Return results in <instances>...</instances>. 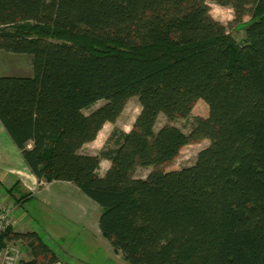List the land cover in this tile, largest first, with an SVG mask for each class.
<instances>
[{"label":"trees","instance_id":"trees-1","mask_svg":"<svg viewBox=\"0 0 264 264\" xmlns=\"http://www.w3.org/2000/svg\"><path fill=\"white\" fill-rule=\"evenodd\" d=\"M212 1L251 15L242 41L206 0H0V50L32 58L31 75H0V122L39 180L100 205L103 236L130 264H264V0ZM133 96L140 113L115 147L80 152ZM200 99L209 115L189 132L156 129ZM204 138L193 164L160 168ZM140 166L154 169L135 178ZM10 241L31 256L18 264L60 261L36 231L10 226L0 249Z\"/></svg>","mask_w":264,"mask_h":264},{"label":"rangeland","instance_id":"rangeland-1","mask_svg":"<svg viewBox=\"0 0 264 264\" xmlns=\"http://www.w3.org/2000/svg\"><path fill=\"white\" fill-rule=\"evenodd\" d=\"M206 3L210 6V13L213 18L224 24L228 31L238 40L242 41L245 37V27L247 21L250 20L251 15L246 13L241 19H237L233 8L223 6L215 3L212 0H206ZM32 70V58L27 55L13 54L0 50V75H18V74H29ZM105 103V100H99L92 109H95ZM90 110H86L89 112ZM141 105L137 96L131 97L123 109L121 115L116 119L115 122H107L97 138L86 144L82 148V153H91L94 155L100 154L102 149L115 147V141L111 139V135L114 131H129L131 130L136 117L139 115ZM209 115V107L207 103L200 99L195 104L191 111V114L187 118H179L177 120H169L164 114H160L156 129L169 123L180 127L183 131L189 132L195 117ZM210 144V140L207 138L192 142L184 146L175 158V160L169 164L160 166L163 170L179 169L183 166L193 164L198 156V153ZM110 163L106 158H101L100 169L101 173H105L109 168ZM153 166H140L137 167L134 173V177H146ZM44 181V180H43ZM45 182V181H44ZM72 183V182H71ZM62 195L64 201H91L94 208L89 211L88 220L89 223L78 222L77 219L71 218L67 213L56 211L44 206L42 201H56V197ZM1 202V200H0ZM25 210L35 212L38 215H44L46 213V219L43 222L46 226L56 227L54 233L47 232L42 229L41 236L45 238L50 236L52 238L51 245L58 250L60 247L59 255L64 258V261L72 262L73 264H130L124 260L120 253L113 251V248L107 238L102 236L101 232H98V219L101 212V207L92 198L87 196L82 190H80L74 183L72 184H53L48 190L41 192L40 194L27 199L25 202ZM2 205L12 209L11 205ZM65 211V207H64ZM12 217V216H11ZM32 222L36 223L37 226L42 228L41 224L36 220L32 219ZM90 224L91 229H87L86 226ZM11 224L8 226L10 227ZM86 225V226H85ZM94 226V227H93ZM7 227V229H8ZM6 229V230H7ZM64 231V238L62 236V230ZM46 231V232H45ZM20 249H22L20 247Z\"/></svg>","mask_w":264,"mask_h":264},{"label":"crops","instance_id":"crops-1","mask_svg":"<svg viewBox=\"0 0 264 264\" xmlns=\"http://www.w3.org/2000/svg\"><path fill=\"white\" fill-rule=\"evenodd\" d=\"M31 74H32V70L29 72V74H23V75H31ZM82 148L80 152H82ZM99 173L101 175H104V173H101L100 171ZM15 182H18V184L15 185L13 194H10L9 192H7L6 188L11 187L13 184H15ZM56 183L72 184L71 182H68V181L44 182L43 180H39L36 177V175L31 172L30 168L25 163L20 150L13 142L12 138L6 131L3 124L0 122V200L3 204L11 205L12 207L11 228L14 231H20V232L36 231L41 235L42 233H44L42 232V229H45L47 232L49 231L55 234L54 230L56 227L48 228L46 224L43 222L44 220H42L44 218L46 219V216H47L46 213H43L44 215H38L35 212H32V215H31L30 211L28 212L25 210V206H24L25 203L21 204L17 200L21 197V195L25 193H29V192L31 193L32 197H34L40 194L41 192L48 190L49 188H51L53 184H56ZM42 202L44 206L47 207L46 212L49 207L51 209H55L56 211L63 212V214L67 213L69 216H71V218L77 219L76 221L78 222L86 221L89 223V220H88L89 211L91 210V208H94V205L92 204L91 201H64V197H62V195L57 196L56 201H42ZM64 207H65V211H64ZM98 215L100 218L101 212ZM42 216H44V218ZM33 218L36 219L40 224L41 222L43 223L41 224L42 228L40 226H37L35 222L34 223L32 222ZM97 224L99 228L97 230L98 232H101V229L99 226V219H98ZM88 225L89 226L85 225L86 228L91 229L89 228L90 224ZM60 230H62L61 232L63 233L61 237L64 238V231L63 229H60ZM43 239L55 250V247L51 245L53 241L49 235ZM13 244H15V242L10 241V242H7L5 246H10ZM55 251L59 255L60 247L58 250H55ZM113 251H115L114 248H113ZM60 252L64 253V251L62 250ZM30 258L31 256L29 255L28 251L25 248H22L21 253H20V259L27 260ZM55 264H73V263L64 261V258L60 256V261Z\"/></svg>","mask_w":264,"mask_h":264},{"label":"built area","instance_id":"built-area-1","mask_svg":"<svg viewBox=\"0 0 264 264\" xmlns=\"http://www.w3.org/2000/svg\"><path fill=\"white\" fill-rule=\"evenodd\" d=\"M12 209L0 202V233L6 231L11 224ZM20 245L15 243L0 249V264H18L20 260Z\"/></svg>","mask_w":264,"mask_h":264}]
</instances>
